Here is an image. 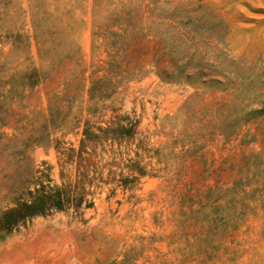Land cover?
Returning a JSON list of instances; mask_svg holds the SVG:
<instances>
[{
  "label": "rangeland",
  "instance_id": "rangeland-1",
  "mask_svg": "<svg viewBox=\"0 0 264 264\" xmlns=\"http://www.w3.org/2000/svg\"><path fill=\"white\" fill-rule=\"evenodd\" d=\"M0 264H264V0H0Z\"/></svg>",
  "mask_w": 264,
  "mask_h": 264
},
{
  "label": "trees",
  "instance_id": "trees-1",
  "mask_svg": "<svg viewBox=\"0 0 264 264\" xmlns=\"http://www.w3.org/2000/svg\"><path fill=\"white\" fill-rule=\"evenodd\" d=\"M40 76L37 72L36 68H33L30 73L27 74V78H28V84L29 85H34L36 84L37 81H39ZM121 132H128L130 130V128H126V127H118ZM86 135L91 134L90 130L86 129L85 130ZM56 199H54L53 203H56V206L60 209H63V203H65V199L64 196H61V191L60 192H56ZM50 195L48 194H40L38 196H36V198L34 199V201H32L30 204H24L23 207L21 209L16 208L13 209L11 212H9L8 214H6V216H10L9 218H7L6 223L9 224L10 222H14L16 220V218L18 217H28V216H32L38 213H44L45 211H48L51 207H46L44 203H46L45 199H49Z\"/></svg>",
  "mask_w": 264,
  "mask_h": 264
}]
</instances>
